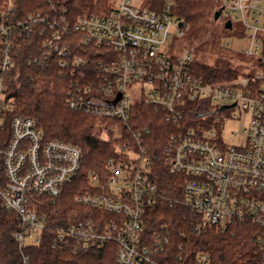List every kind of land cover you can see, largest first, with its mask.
Wrapping results in <instances>:
<instances>
[{
  "label": "built area",
  "instance_id": "1",
  "mask_svg": "<svg viewBox=\"0 0 264 264\" xmlns=\"http://www.w3.org/2000/svg\"><path fill=\"white\" fill-rule=\"evenodd\" d=\"M133 1L114 0L106 13L69 20L67 9L54 16L32 12L15 19L17 0H4L0 11V203L20 220L13 234L22 254L20 264H30L25 250L39 245L47 229L53 231L54 248L98 251L113 241L118 246V264H173L161 258L169 242L162 231H155L152 241L144 236L146 210L163 198L153 176L152 157L141 148L148 128L133 131L137 150L124 142L106 157L105 172L87 173L89 188L75 201L96 209L97 214L56 226L41 211L45 202L55 203L65 186L78 179L83 150L74 143L46 139L31 116L7 117L12 108L7 78L17 64L22 39L39 25L41 53L32 55L29 62L49 68L59 58L61 74L69 81L70 109L124 124L138 101L163 111L166 121L177 125L195 104L210 114L233 107L249 114L243 144H227L221 134L198 130L195 123L185 132L172 134L162 152L171 172L185 177L182 197L171 199L170 204L182 202L191 209L193 231L225 228L233 220L251 222L260 228L258 243L264 255V0H220L225 23L230 20L234 26L241 21L248 30L247 65L256 68L220 81H208L197 73L193 49L178 53L175 41L185 35L188 25L183 26L173 13L175 0H141L147 5ZM85 45L102 47L93 52L102 59L94 67L80 54V49L87 51ZM104 213L113 216L106 218ZM176 260L190 264L181 255ZM208 262L207 253L196 254L194 264Z\"/></svg>",
  "mask_w": 264,
  "mask_h": 264
},
{
  "label": "trees",
  "instance_id": "2",
  "mask_svg": "<svg viewBox=\"0 0 264 264\" xmlns=\"http://www.w3.org/2000/svg\"><path fill=\"white\" fill-rule=\"evenodd\" d=\"M173 13L183 22L187 32L208 24L215 19L220 0H175ZM114 0H17L15 19H24L29 13L41 12L54 16L67 9V18L75 19L81 14L108 12ZM2 0H0V9ZM42 25L34 28L22 41V50L16 66L10 71L7 83L11 91L12 108L7 113L8 119L15 115L33 117L43 130L46 139H59L79 145L83 150L82 167L78 179L65 186L62 195L55 203L45 202L41 211L47 212L52 225H69L99 211L85 204L77 203L75 197L88 190L87 173L91 170L105 172V159L116 152L119 146L128 142L138 149L133 131L145 128L149 132L142 134L143 146L152 157L153 176L158 184L162 200L149 206L145 213L144 236L153 240L155 231H162L168 239L165 256L162 260L180 264L176 257L181 255L188 263L194 264L196 254L205 252L209 256L208 264H263L264 255L259 246L260 228L251 222L233 220L225 228L207 227L201 233L192 229V211L182 202L170 204L171 199L181 198L185 177L174 174L163 157V149L169 137L178 132H185L198 120L206 107L191 105L185 118L179 125L166 121L163 111L138 101L131 110L127 123L103 118L85 112L70 109L67 105L68 79L62 76L59 58L55 57L49 68H40L29 62L32 55L41 53L43 37ZM233 29V26L232 28ZM87 51L80 49L94 67L102 60L98 54L101 48L85 45ZM197 73L208 81L226 80L237 76L236 70L217 67L195 61ZM110 122L119 125L121 136L114 130L109 136L98 134L101 125ZM156 155V156H155ZM1 204V203H0ZM106 218L113 215L104 213ZM100 227L102 222H100ZM20 228L19 217L6 211L0 205V264H20L22 254L14 240V232ZM53 231L47 229L39 245L25 250L30 264H118L116 260L118 246L108 242L98 251L73 252L68 248L52 246Z\"/></svg>",
  "mask_w": 264,
  "mask_h": 264
},
{
  "label": "rangeland",
  "instance_id": "3",
  "mask_svg": "<svg viewBox=\"0 0 264 264\" xmlns=\"http://www.w3.org/2000/svg\"><path fill=\"white\" fill-rule=\"evenodd\" d=\"M133 3L147 5L146 1L142 3L141 0H134ZM4 4V0H2L0 11ZM226 19L225 15H222L217 20L212 18L211 22L190 33L186 31L182 38L175 41L178 53L193 49V57L197 62L230 68L239 74L256 71L255 67L247 65L250 61L245 53V48L249 43L248 30L241 21H235L233 29H228L225 26ZM226 43H229L230 47H226ZM212 109L213 107L208 108L210 111ZM236 114L239 116L234 117ZM249 117L248 113H240V110L235 107L217 114L207 112L198 117L195 128L201 131L214 130L221 134L225 143L240 145L246 141L244 129L249 125ZM111 130H114L116 136H121L119 125L114 122L101 125L98 134L107 137ZM234 133L237 135H233ZM1 206L3 207V205Z\"/></svg>",
  "mask_w": 264,
  "mask_h": 264
},
{
  "label": "water",
  "instance_id": "4",
  "mask_svg": "<svg viewBox=\"0 0 264 264\" xmlns=\"http://www.w3.org/2000/svg\"><path fill=\"white\" fill-rule=\"evenodd\" d=\"M221 13H222V10H221V9H219V10L216 11V13H215V19H216V20L220 18ZM225 26H226V28H228V29L232 28V22H231L230 20H228V21L225 23ZM11 96H12V95H10L9 97H11ZM225 108H226V106H223V107H222V109H225Z\"/></svg>",
  "mask_w": 264,
  "mask_h": 264
}]
</instances>
